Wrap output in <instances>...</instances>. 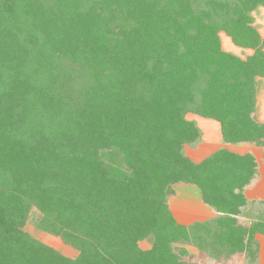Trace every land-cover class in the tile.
<instances>
[{
	"label": "trees",
	"instance_id": "16d2710c",
	"mask_svg": "<svg viewBox=\"0 0 264 264\" xmlns=\"http://www.w3.org/2000/svg\"><path fill=\"white\" fill-rule=\"evenodd\" d=\"M259 5L0 0V264H187L173 244L199 231L214 251L251 255L257 224L238 216L255 157L220 148L195 162L183 149L201 139L189 112L219 121L225 143L263 142ZM220 30L255 55L222 51ZM180 183L218 214L212 227L175 218ZM33 205L76 258L20 230Z\"/></svg>",
	"mask_w": 264,
	"mask_h": 264
},
{
	"label": "rangeland",
	"instance_id": "374dc122",
	"mask_svg": "<svg viewBox=\"0 0 264 264\" xmlns=\"http://www.w3.org/2000/svg\"><path fill=\"white\" fill-rule=\"evenodd\" d=\"M252 16H253V26L256 28V30L259 32L260 37L264 40V6L259 5L256 10H254L252 12ZM218 37H219V42H220V48L222 51L224 52H228L233 54L234 56L240 58L241 60H247L250 57H253L255 55L256 49L253 47H242L239 45H236L233 41V39L231 38V36H229L224 30H220L218 32ZM261 49L264 51V45L261 46ZM260 78H264L261 76H257L255 78L256 83H257V79L260 80ZM187 119L192 120L194 123H196V125L198 126V128L201 131V139L199 141V139H196L195 141L186 144L184 146V152L187 156H189L193 161L195 162H200L205 158H197L195 157V151L199 145V143H202L204 141V139H208V140H214L215 141V134L210 131V129H208L206 126L207 124H203V118L200 115H197L193 112H189L186 115ZM211 119V118H209ZM213 130V129H212ZM215 131V130H213ZM204 133L205 138H204ZM200 138V137H199ZM263 142L260 144H257L258 142H247L249 144H251L252 146H258L260 148H264V139H261ZM212 152H210L208 155H211ZM117 162L122 161V158H117ZM188 186H194V185H186L185 183H180L175 185V189L177 194L175 196L170 197L169 199V204H170V208L172 210V213L174 214L175 218L178 220L177 216L175 215V212L177 214H180V211H184L187 212L186 210V206H188L190 204L191 209L189 212H191V214H196V208L199 206L197 203H195V198L190 196L189 191L187 190V188H189ZM187 187V188H186ZM199 190V189H198ZM200 192V191H199ZM201 194V193H200ZM189 208V207H188ZM256 208H261L260 205H248L245 207L244 209V213H248L251 212L250 216H254L256 214H259L261 212H259ZM175 212H174V210ZM197 215V214H196ZM218 214L215 212V216L216 217ZM44 214L42 211H40L37 207H35L34 205L31 207V209L29 210V212L27 214H25L24 218H21V224L19 226L20 230H23L25 233H27L28 235H30L32 238H34L35 240L42 242L44 244H46L47 246L51 247L52 249L60 252L61 254L71 257V258H76L78 256L79 251L74 248L73 246L69 245L68 243H66L60 236H57L51 232L46 231L45 229H43L41 227V222L43 220ZM193 218V217H192ZM199 219V217H198ZM212 219V218H210ZM208 220V221H207ZM180 223L185 224V225H192L194 224L196 221H198L199 223L206 225V226H211L212 227V220L211 222H209V219L206 220H197V219H193L192 222L187 223H183L180 220H178ZM239 221L242 222L243 224V220ZM246 221V220H245ZM216 228L212 230V232L215 234ZM199 234H197L196 236H192L190 237V239L188 240H181L179 242H175L173 244L174 248H184L186 250V254H181V259L182 261H185L187 264H237V258L236 256H238L239 260L243 257V261L246 263L245 264H252L253 261V257H251L249 254L243 252V251H239V252H222L220 253V251H214L216 248H219V243H217L215 245V241H211L210 237L209 239L203 238L201 236V231L198 232ZM256 231L253 232V238L255 237ZM154 237L153 236H149L146 239H144L143 241H141L140 247H142L143 249H148L151 247V245L154 243ZM214 242V243H213ZM253 249V247H251V250ZM226 250V249H225ZM249 250V251H251ZM213 252V255H217L216 257H212L210 256L211 253ZM220 253V254H219ZM236 253L238 255H236ZM245 256V257H244Z\"/></svg>",
	"mask_w": 264,
	"mask_h": 264
},
{
	"label": "crops",
	"instance_id": "0c3cea01",
	"mask_svg": "<svg viewBox=\"0 0 264 264\" xmlns=\"http://www.w3.org/2000/svg\"><path fill=\"white\" fill-rule=\"evenodd\" d=\"M255 114L259 121L264 122V78H260V80L257 79ZM203 124H207L206 127L215 134V141L204 139L202 143H199L195 151V157L206 158L207 156H209L208 154L210 152L213 153L220 148H226L238 154L251 153L255 157V160L257 162V175L253 183L244 189V195L248 201L249 206H261V208H256L261 213L256 214L254 216H250L251 212H249L248 210L247 214L245 213L243 214V216L241 215L238 217L239 219L243 220L245 225H249L250 227L254 222L257 224V230L254 237V240H256L257 242L256 250L252 251L250 256L253 257L252 264H264V148H260L254 145L252 146L247 142H242L238 144L225 143L222 139L221 125L219 121L209 118H203ZM212 129L215 131H213ZM205 135L206 134L204 133V138ZM188 187L189 188H186L189 191L190 196L194 197L195 203L199 205L196 208L197 215L191 214V212H189L191 209V206L189 204L185 207L187 212H185L184 209V211L182 210L179 212L180 214H177L173 209L178 220L188 224L189 222H192L193 219L206 220L214 218L215 211L203 202L198 188L196 186ZM238 254L236 253V255ZM236 258L237 264L246 263V260L245 262L243 261V257L240 260L238 256H236Z\"/></svg>",
	"mask_w": 264,
	"mask_h": 264
}]
</instances>
